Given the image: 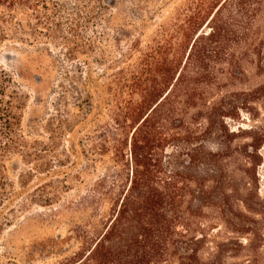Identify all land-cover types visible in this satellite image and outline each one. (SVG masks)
Wrapping results in <instances>:
<instances>
[{"label":"trees","instance_id":"16d2710c","mask_svg":"<svg viewBox=\"0 0 264 264\" xmlns=\"http://www.w3.org/2000/svg\"><path fill=\"white\" fill-rule=\"evenodd\" d=\"M88 1L0 0V50L88 56L101 7ZM175 19L139 55L128 47L101 73L85 69L43 134L21 124L20 74L0 71V231L75 182L85 191L58 211L77 215L76 248L57 264H217L233 240L256 235L247 220L264 219L253 188L259 145L234 144L225 118L235 106L208 94L247 63L264 71V0H185ZM34 179L46 181L27 191ZM218 222L231 233L220 241Z\"/></svg>","mask_w":264,"mask_h":264},{"label":"rangeland","instance_id":"374dc122","mask_svg":"<svg viewBox=\"0 0 264 264\" xmlns=\"http://www.w3.org/2000/svg\"><path fill=\"white\" fill-rule=\"evenodd\" d=\"M68 2L72 3L73 0ZM88 2L93 6H101L95 24L87 30L88 36L92 32L99 35L97 44L88 56L66 59L62 55L64 49L60 47L41 51L34 47H26L21 51L9 47L0 50V71L10 74L16 81V73L20 74L17 84L22 89L20 94L24 96H21L24 102L21 109L22 126L27 127L34 122L37 124L36 132L43 134L40 126L54 113L52 107H60L64 91L72 98L75 97L76 82L82 80L85 69H89L92 75L101 73L128 47L134 48L135 56L139 55L162 28H168L176 22L177 10L185 0ZM84 59L88 67L83 62ZM244 67L245 72L241 76L223 81L219 86L210 89L208 99L216 100L222 94L228 95L226 101H230L235 110L231 107L230 117L225 118V122L229 129L238 132L233 143L259 145L253 188L259 197L264 198V87L254 90L264 84V71H259L253 64L247 63ZM79 89L80 87L78 93ZM244 102L246 107L242 108ZM189 111L194 113L195 109ZM78 133L76 132V137ZM211 141L207 140L206 143ZM83 164L82 162L78 166H84ZM85 177L87 181H91L95 176ZM15 180L14 177L16 185ZM45 181L46 179L32 180L27 191L33 192L37 185ZM76 185L75 182L70 184L68 190L61 194V201L51 206L29 204V210L25 211L20 207L25 195L16 199L14 208H21L24 216L19 223L4 226L0 231V264H57L66 252L76 248L71 238V230L77 221V215L64 211L65 209L58 211L60 204L73 200L77 194L85 191V184ZM54 211L59 213L51 220V213ZM250 216L247 223L256 235L242 234V237L233 240L227 248L221 250L217 264H264V240L259 239L264 234V219L261 214ZM216 226L220 227L217 240L231 235L221 222Z\"/></svg>","mask_w":264,"mask_h":264}]
</instances>
